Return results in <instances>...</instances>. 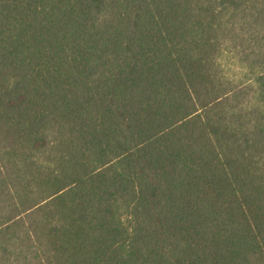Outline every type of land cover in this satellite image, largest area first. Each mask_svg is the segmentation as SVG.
<instances>
[{
    "label": "trees",
    "instance_id": "obj_1",
    "mask_svg": "<svg viewBox=\"0 0 264 264\" xmlns=\"http://www.w3.org/2000/svg\"><path fill=\"white\" fill-rule=\"evenodd\" d=\"M0 264H264V0H0Z\"/></svg>",
    "mask_w": 264,
    "mask_h": 264
}]
</instances>
